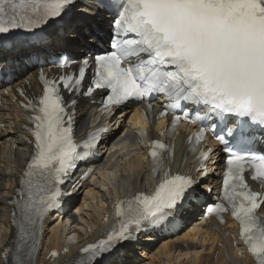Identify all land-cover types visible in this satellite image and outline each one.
Segmentation results:
<instances>
[{
	"label": "snow or ice",
	"instance_id": "6c2138e0",
	"mask_svg": "<svg viewBox=\"0 0 264 264\" xmlns=\"http://www.w3.org/2000/svg\"><path fill=\"white\" fill-rule=\"evenodd\" d=\"M71 3L72 0H0V34L19 28L31 29L59 17ZM116 6L119 9L115 20L117 31L133 33L137 38L116 41L114 51L96 57L93 84L96 88L111 90L103 102L105 111L130 97L159 92L174 100L172 108L178 107L181 100L190 101L211 106L221 118L224 113H230L264 127V0H118ZM141 53H146L148 58L121 66L128 57ZM87 65L85 60L79 77H61L64 87L79 90ZM41 80L44 89L39 97L38 114L28 117L35 125L30 129L35 138V154L20 181L27 198L20 202L23 219L18 226L12 264H31V253L26 256L23 251L26 241L34 237L37 220L57 206L61 193L56 186L62 183L61 176L78 158L71 117L65 119L67 113L56 82L44 79L43 73ZM25 107L36 106L29 102ZM159 115L165 116L166 112ZM184 115L188 117L187 112ZM179 119L173 117V128ZM248 127L247 123L238 122L235 134L242 136ZM171 130L166 128L161 134ZM101 131L97 129L89 136L85 148L92 146ZM205 131L200 128L194 137L189 136V141L203 140ZM137 132L141 143H145L148 133L142 128ZM233 134L234 130L229 129L228 135ZM216 139L228 144L224 136ZM225 151L230 149L226 147ZM165 153L171 156L167 143L159 139L150 141L151 172L155 176L164 169L163 178L150 195L140 192L116 201L118 227L112 226L107 239L81 249L91 253L89 260L107 251L116 241L128 238L131 226L139 229L143 220H163L168 215L166 210L176 208L184 198L193 180L186 175L172 174L166 167ZM201 157L207 158V153H201ZM227 164L224 199L231 206V215L239 222V235L247 252L256 264H264V221L255 215L261 206L258 200L264 201V195L249 190L243 176L248 166L253 170L252 178L264 185V156L232 153ZM224 210L220 204L209 209L217 213ZM107 221L106 216L104 223ZM13 223H17L15 216ZM3 252L7 257L9 249ZM51 255L57 253L53 251Z\"/></svg>",
	"mask_w": 264,
	"mask_h": 264
},
{
	"label": "bare ground",
	"instance_id": "6f19581e",
	"mask_svg": "<svg viewBox=\"0 0 264 264\" xmlns=\"http://www.w3.org/2000/svg\"><path fill=\"white\" fill-rule=\"evenodd\" d=\"M87 4H89L88 8L80 3L76 4L79 6L75 5L76 9H73V12L76 14H73L72 17L69 16L62 28L57 27L60 31L62 30L61 34L57 29L51 30L52 38L44 46L45 49H54L55 51L56 49L75 47L80 51L85 48L84 33L93 34V31L99 30L98 22L100 21V17L91 14L95 7L93 1H87ZM78 11H82L80 12L84 18L82 21H77L82 17ZM0 60L5 61V65L9 69H25L28 72L24 78L13 82L12 85H19L24 91H35L37 87L36 71L33 65L37 61L32 63L26 49H19L16 52L1 50ZM12 85L0 88V125L5 124L4 129L0 127V264H3L1 261L3 250L13 237L9 226L10 210L7 201L14 190L19 169L28 154L25 142L16 135L23 119L16 103L11 100L14 97ZM77 107V129L80 131L87 127L85 124L88 118L93 115L95 105H89L86 100H81ZM128 114L129 120L126 123L125 117ZM139 120L136 110L122 111L110 119L112 132L114 130L115 133L121 128L122 130L114 139L107 137L101 148L113 141L117 152L115 154L108 152L96 163L97 168L102 169L99 172L101 175L98 176L100 178L95 177L84 183L82 204L78 203L75 206L74 213L76 215H70L72 220L70 225L61 224L60 218L54 217L48 228L44 227L45 237L37 264H65L64 261L51 262L47 256L51 249H61L67 245L69 254L62 258L71 261L79 243L84 239L88 240L89 232H94L99 223H102V218L107 216L108 212H105L109 199L127 196L143 189L146 164L142 160L140 148L134 144V131L139 128L137 126ZM163 125H165L164 121L161 126ZM14 146L17 151H13ZM119 152H124V157H117ZM211 161L213 162L210 163L211 167H218L220 157L213 155ZM215 179V177H210V183H213ZM207 183L205 182V185ZM76 201L77 199H73L72 203ZM201 215L199 208L193 206V209L186 215V223L174 236H164L162 239H157L156 242H143L137 247H142V252L139 255L132 245L125 244L122 252L115 253L114 259L108 264H172L178 260L187 262L190 259L193 260L192 264H253L249 259H241L236 253L237 249L230 247L224 254L223 248L219 246L222 242L221 234L216 232L212 220L201 219ZM196 216L198 218L194 219ZM182 217L185 216L182 215ZM220 229L222 232L232 233L237 230V226L234 222H227ZM71 235L75 237L76 243L70 241ZM155 237L154 234L146 237V240H152Z\"/></svg>",
	"mask_w": 264,
	"mask_h": 264
}]
</instances>
